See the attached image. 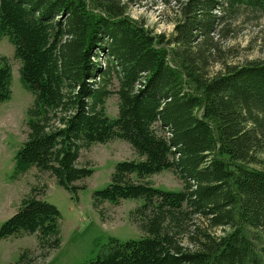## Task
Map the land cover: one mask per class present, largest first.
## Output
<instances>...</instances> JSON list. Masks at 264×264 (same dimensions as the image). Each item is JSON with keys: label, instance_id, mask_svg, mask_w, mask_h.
<instances>
[{"label": "trees", "instance_id": "obj_1", "mask_svg": "<svg viewBox=\"0 0 264 264\" xmlns=\"http://www.w3.org/2000/svg\"><path fill=\"white\" fill-rule=\"evenodd\" d=\"M178 7L165 40L120 0H0V41L15 47L22 85L34 95L13 178L36 167L78 199L86 188L78 182L94 174L79 164L82 149L121 139L138 156L119 162L93 200L102 213L104 203L143 200L130 218L145 236L112 238L107 253L85 264H264V61L208 70L226 18L243 8L264 13V0ZM12 80L0 57V104L11 99ZM112 95L116 119L106 112ZM163 171L183 189L156 187L150 177ZM61 218L30 194L0 240L36 235L42 257L31 250L21 258L35 264L60 246Z\"/></svg>", "mask_w": 264, "mask_h": 264}, {"label": "rangeland", "instance_id": "obj_2", "mask_svg": "<svg viewBox=\"0 0 264 264\" xmlns=\"http://www.w3.org/2000/svg\"><path fill=\"white\" fill-rule=\"evenodd\" d=\"M128 3V14L154 36L165 40L174 35L175 22L180 16L178 0H120ZM221 15L220 12H217ZM226 17V16H225ZM228 32L221 37L219 51L208 70L216 75L225 65H240L246 61H264V13L243 8L235 16H228ZM218 39V36H215ZM0 57L9 61L13 71L12 97L0 104V228L17 213L22 200L30 194L55 205L61 213V244L48 257L35 264H85L107 253L110 240L122 242L140 240L145 233L132 222L130 214L143 200L126 199L119 205L104 203L100 212L94 206L93 194L111 182L119 162L135 160L138 156L132 146L121 139L97 143L82 149L79 164L88 165L94 174L78 184L86 185L79 191L78 199L62 186L50 173L33 167L25 174L15 176V156L27 138L28 110L34 103V95L21 82V61L15 57V47L8 37L0 41ZM104 66L107 60H100ZM118 84L116 83L115 87ZM107 115L118 118V97L107 101ZM264 158V153H263ZM153 184L168 191L183 189V181L173 171H163L150 177ZM221 230L217 231L220 234ZM36 235L12 236L0 240V264H22V255L36 252L42 257ZM33 257V256H32Z\"/></svg>", "mask_w": 264, "mask_h": 264}]
</instances>
